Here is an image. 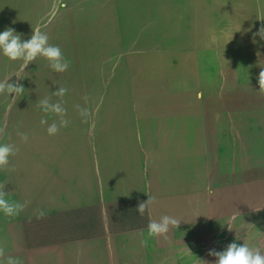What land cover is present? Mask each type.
<instances>
[{
    "label": "rangeland",
    "instance_id": "obj_1",
    "mask_svg": "<svg viewBox=\"0 0 264 264\" xmlns=\"http://www.w3.org/2000/svg\"><path fill=\"white\" fill-rule=\"evenodd\" d=\"M262 24L264 0H0V32L11 27L22 34L21 40L25 41L30 39L35 29H39L47 33L50 44L63 49L65 58L70 61L69 69L60 74L54 72L44 58L38 57L22 70V61H10L0 54V80L12 76L9 82L19 80L25 89L23 95L15 98L14 93L0 94V127L5 129L0 135V143H12L19 149L15 156L9 158V170L0 171V184L10 192L11 200L30 202L18 216L6 217L0 213V246L4 247L6 256L17 258L20 264H115L117 255L128 256L124 248L115 251L105 242V236L99 230L103 219L87 217L89 215L81 210L67 219L63 217L67 213L48 212L50 203H43L42 199L43 191L49 185L51 168L64 164L68 156L72 158L67 160L71 166L78 164L80 155L77 153L84 148L80 142L84 134L85 140L89 141H85L86 147H96L95 141L100 134L96 128V116L102 114L107 100L130 97V93L126 91V95L123 94L120 87L127 85L130 70L132 76L135 75L136 98L145 96L143 91L146 92L144 88L148 78L143 76L139 87L136 74L150 68V58L157 56H151L152 53L176 52L181 55L179 59L184 54H193L202 71L204 60L211 58L214 64L216 59L221 63H231L232 59L238 58L246 76V89L259 91L257 78L264 68V40L259 36L253 38V34ZM192 29H195V35ZM150 31L154 36L148 37L146 44L148 49L152 46L154 52L148 51L128 60L136 47L146 46L144 35L149 36ZM133 32L140 36L137 40ZM161 41L165 42L164 48ZM204 77L200 72L182 75L167 87L180 95L197 96L203 92L199 79ZM182 80L188 82L186 88L176 86ZM220 84L231 85V82ZM59 87L68 89L62 103L67 109L69 124L58 134L49 136L47 125H41L40 120L44 117L51 124L56 117H45L37 104ZM255 93L264 99V95ZM60 99L52 96L53 102ZM77 101L93 113L88 120L90 123L75 122L82 121L77 108H72V102ZM257 103L253 102L255 106ZM262 103L264 105V100ZM88 124H95V132L82 134L87 130L83 125ZM233 125L237 127L238 123L233 122ZM262 127L261 122L253 123L249 129L254 132ZM18 132L26 133L28 141L22 142ZM250 139V156L264 155V139L261 144ZM236 142L240 143L239 140ZM233 157L237 160L238 155ZM243 168L244 165L234 163L235 184L246 179ZM256 181L264 182V172ZM239 189L234 186V192ZM253 195L258 194L252 192L250 200ZM39 210L45 213L42 219L36 218ZM259 210L247 214L250 220L253 216L259 219L258 224H251L249 238L258 237L259 241H264V204L261 202ZM255 231L258 236H253ZM57 237L62 239V243H57ZM154 256L155 262L159 263L161 261L157 260L164 258V254L159 255L157 251H154Z\"/></svg>",
    "mask_w": 264,
    "mask_h": 264
},
{
    "label": "crops",
    "instance_id": "obj_2",
    "mask_svg": "<svg viewBox=\"0 0 264 264\" xmlns=\"http://www.w3.org/2000/svg\"><path fill=\"white\" fill-rule=\"evenodd\" d=\"M152 32L144 35L143 43L154 36ZM134 33L137 40L140 36ZM161 42L164 48L165 42ZM152 49L147 44L138 46L128 60L154 52ZM133 76L130 70L127 85L120 86L121 92L126 95L128 91L130 97L107 100L102 114L96 116L100 133L96 147H86L89 141L84 137V133L95 132V124L83 125L87 130L82 133L80 142L84 148L77 153L78 164L71 166L67 160L72 158L68 156L64 164L51 168L42 199L43 203H50L48 212L67 213L62 215L67 219L82 211L87 217L103 219L99 230L105 242L113 250L124 248L129 254L117 255L115 264H158L154 251L164 254V258L157 260L161 261L159 264H212L215 257L208 255L209 250L223 251L232 242L246 243L264 252L263 240L249 238L251 224H258L259 219L253 216L250 220L247 216L249 212L260 211V202L264 204V188L253 189L264 187V182L256 181L264 172V155L248 153L250 138L255 144L264 139V99L259 95V100L254 98L258 107L250 119L245 101L249 89L228 84L209 86L210 89L199 83L204 92L197 99L193 94L170 91L167 84L177 82L179 77H167L165 85L158 89L160 93L136 98ZM187 85L182 80L176 86ZM235 91H241L240 98H234ZM72 103L74 109L79 105L78 101ZM235 116L237 127L233 125ZM260 122L262 130L250 131L251 124ZM234 154L238 155L237 160ZM234 163L244 165L246 177L236 184ZM235 185L241 188L237 192ZM254 191L258 195L250 200ZM148 196H155L156 203L150 206L151 216L148 211L141 216L135 209ZM162 215L177 218L180 225L172 228L167 238H149V220H158ZM254 233L253 236H258ZM56 241L62 243L59 237Z\"/></svg>",
    "mask_w": 264,
    "mask_h": 264
},
{
    "label": "clouds",
    "instance_id": "obj_3",
    "mask_svg": "<svg viewBox=\"0 0 264 264\" xmlns=\"http://www.w3.org/2000/svg\"><path fill=\"white\" fill-rule=\"evenodd\" d=\"M21 35L16 33L15 29L8 27L3 32H0V54L10 61H22L21 68L24 70L30 63L34 62L38 57L44 58L48 62V66L57 73L66 72L69 69L70 61L67 60L58 45L49 43L47 33L39 29H35L30 39L22 41ZM259 36L264 40V24L260 26L257 32L253 34V38ZM12 76H6L0 80V94H15L16 96L23 95L25 89L18 81L10 83ZM19 78V76L17 75ZM20 79V78H19ZM259 93L264 95V68L261 69L258 76ZM22 80V79H20ZM68 89L59 87L58 90L51 93V96H46L38 101L37 106L43 111L45 117L48 115L55 116L51 124L44 117L41 118V125H47L46 131L49 136H54L59 133L60 129L67 127L69 124L67 109L62 103V98L67 94ZM52 96L61 98L56 102L52 101ZM202 94H197V99H200ZM87 97H84L87 103ZM82 121L87 123L93 113L87 107L76 105ZM4 127H0V135L4 133ZM22 142H27L29 137L26 133L18 132ZM19 149L12 143H0V171L9 170L11 156H15ZM10 192L5 191V185L0 184V213L6 217H15L20 215L29 205V201H14L9 198ZM156 203L155 196H148L146 202L138 203L136 211L143 216L148 211L151 216L150 206ZM45 213L39 210L36 213L37 219L44 218ZM180 220L173 216L162 215L158 220L150 219L147 225V236L149 238L165 237L172 228H178ZM209 256L215 257L212 264H264V252L260 248L249 247L248 244L238 245L236 242L230 243L225 250L216 251L209 250ZM0 264H20V261L5 253L3 246H0Z\"/></svg>",
    "mask_w": 264,
    "mask_h": 264
},
{
    "label": "bare ground",
    "instance_id": "obj_4",
    "mask_svg": "<svg viewBox=\"0 0 264 264\" xmlns=\"http://www.w3.org/2000/svg\"><path fill=\"white\" fill-rule=\"evenodd\" d=\"M79 24V23H78ZM192 34L195 35V29L191 30ZM75 32H77L75 30ZM85 33V32H84ZM89 34V33H88ZM76 35V34H75ZM55 40V39H54ZM52 41V40H51ZM60 43V41H59ZM58 43V44H59ZM67 45V44H66ZM70 46V44H69ZM63 47V46H62ZM188 47V46H187ZM68 50V49H67ZM73 50V47H72ZM63 51V49H62ZM64 52V51H63ZM157 56L156 57H151L150 58V68L147 70H142V72L136 74L137 77V84L139 85V87H141L142 85V77L144 76L145 78H148V82L146 83L145 86V91H143V94L145 95L143 98H148L149 95H151L152 92L156 93H160V91L158 90L161 86H163V84L165 85L164 81L167 79V77H179L182 75H187V74H191V73H196L199 74V72L201 73V75L205 76L203 79H199V83L204 86H206V88H212L209 86H214V85H221L220 83H224V82H231V86H234L235 88H239L241 89L242 87L244 89L247 88V86L244 84V80H245V73L243 70V66L241 64V61L238 60V58L232 59V62L230 63L229 61H227L228 63H221L218 59H216L217 61L214 62V64L211 63V58L208 60H204L202 61V63H204L203 66V71L201 70V64L196 60V57H194L193 54H184L183 58L179 59V57H181L180 54H176L175 53H168L165 56H163V54L161 53H154ZM151 56H153L151 54ZM82 57V56H81ZM179 59V60H178ZM140 61V60H139ZM213 61V60H212ZM45 62V61H44ZM46 63V62H45ZM43 64V63H42ZM46 67V66H45ZM48 67V66H47ZM200 69V71H198V69ZM47 69V68H44ZM50 69V68H49ZM40 70V69H39ZM38 70V71H39ZM44 70H40V72H42ZM50 72V71H49ZM53 72V71H52ZM44 74V73H43ZM57 74V73H56ZM61 74V73H60ZM167 74V75H166ZM51 75V74H50ZM58 75V74H57ZM208 75V76H207ZM223 76V78H220V76ZM47 76V75H46ZM44 77V75H43ZM206 77L208 78L206 80ZM173 80V79H172ZM36 82V81H35ZM35 84V83H33ZM201 85V88H203ZM181 87V86H180ZM164 88V87H163ZM205 88V87H204ZM214 88V87H213ZM79 90V88H77ZM165 91V90H164ZM258 92V90H249L247 91L248 97L245 96V101L247 102L246 105H249V110H250V115L253 116L254 110L256 109V107H258V103L256 104V106L253 104V100L254 98H256L257 100H259L257 97L258 95L255 92ZM204 92V91H203ZM241 92V91H240ZM240 92L235 91V99L240 98ZM171 93V92H170ZM237 93H239L237 95ZM173 94V93H172ZM246 94V95H247ZM78 95V94H77ZM245 95V94H244ZM211 96V95H210ZM75 97V95L73 96ZM210 98V97H209ZM208 99V97H207ZM211 99V98H210ZM75 101V100H74ZM226 101V100H225ZM79 102V101H78ZM215 102V101H214ZM258 102V101H257ZM228 103V102H227ZM215 104V103H214ZM261 105V103H259ZM75 105V103H74ZM76 106V105H75ZM203 106V105H202ZM201 106V107H202ZM261 107V106H260ZM73 108V106H72ZM207 108V107H206ZM236 108V107H235ZM205 110V108H203ZM241 109V108H240ZM197 110V109H196ZM206 110V114H207ZM197 112V111H196ZM221 112V111H220ZM242 111H240L241 113ZM222 113V112H221ZM70 114V112H69ZM202 114V113H201ZM242 114V113H241ZM240 114V115H241ZM218 115V114H217ZM216 115V116H217ZM239 115V116H240ZM255 115V114H254ZM199 116V114H198ZM215 116V117H216ZM249 116V115H248ZM236 117V116H235ZM234 117V123H238L237 117ZM207 118V117H206ZM220 119V118H219ZM218 119V120H219ZM236 119V120H235ZM248 119V117H247ZM134 120V119H133ZM200 120V119H199ZM217 120V119H216ZM217 120V121H218ZM79 122V120H78ZM202 122V121H201ZM215 122V121H214ZM222 121H220L219 123H221ZM224 123V122H223ZM244 123V122H243ZM211 124V123H210ZM201 125V124H200ZM203 126V124H202ZM205 126V125H204ZM211 127V126H210ZM214 127V126H213ZM206 128V127H205ZM216 128V127H215ZM220 129V128H219ZM205 130V129H204ZM224 131V130H223ZM221 132V131H219ZM226 132V131H225ZM38 148V147H37ZM60 156V155H59ZM57 156V157H59ZM67 158V157H66ZM56 164V163H55ZM47 173V172H46ZM42 176V175H41ZM67 177V176H66ZM75 179V178H74ZM28 181V180H27ZM72 187V186H71ZM44 192V191H43ZM110 195V194H109ZM49 203V202H48Z\"/></svg>",
    "mask_w": 264,
    "mask_h": 264
}]
</instances>
